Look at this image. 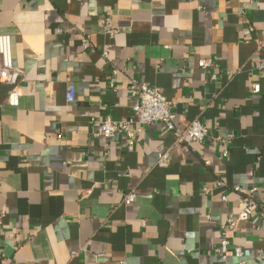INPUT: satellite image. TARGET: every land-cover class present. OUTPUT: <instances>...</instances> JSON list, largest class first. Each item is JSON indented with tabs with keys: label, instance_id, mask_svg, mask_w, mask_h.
Here are the masks:
<instances>
[{
	"label": "crops",
	"instance_id": "0c3cea01",
	"mask_svg": "<svg viewBox=\"0 0 264 264\" xmlns=\"http://www.w3.org/2000/svg\"><path fill=\"white\" fill-rule=\"evenodd\" d=\"M0 34L22 76L15 106L0 80V264H264V0H0ZM132 81L177 127L198 119L203 143L183 149L162 123L131 149L94 136L131 116ZM252 188L255 210L229 224Z\"/></svg>",
	"mask_w": 264,
	"mask_h": 264
},
{
	"label": "built area",
	"instance_id": "2783aa9c",
	"mask_svg": "<svg viewBox=\"0 0 264 264\" xmlns=\"http://www.w3.org/2000/svg\"><path fill=\"white\" fill-rule=\"evenodd\" d=\"M103 28L108 34H113L117 31L113 28L109 19L104 21ZM72 29L75 30V27H72ZM81 45L83 49L91 47V42L87 34L82 37ZM103 55L105 56V53ZM198 66L206 69L211 66V61L205 59L199 60ZM0 80L9 86L7 102L10 105H17L19 102V89L22 76L14 66L11 39L7 34H0ZM129 91L133 97L137 98V103L131 108V116L128 119L122 120L114 118L111 115H106L96 124L93 131L94 136L108 139L113 137L116 133L124 134L128 140L127 147L131 149L136 134L141 132L145 126L153 123H162L166 130L173 135L177 146L183 149H188L195 143H203L204 138L208 134L205 126L198 119H194L185 127H177L174 124L175 114L173 112V103L168 101L157 88L132 81L129 86ZM258 91L259 85L254 84L253 92L257 93ZM65 98L67 102L73 101L74 89L72 86H68ZM226 154V151L223 152L224 156H226ZM168 163L169 153L160 152L157 158V165L166 166ZM217 185H222V182L218 181ZM255 190V188H252L247 192L246 196L241 199L237 214L234 218H229V224L244 221L250 217L256 208V202L252 198V194ZM134 199L135 191H130L123 196V202L125 204L133 202ZM223 199H225V197H223ZM228 245V231L222 227L219 246L216 248L215 252L225 256L228 251ZM233 255L237 259H241L243 255L242 250L238 247L234 248ZM259 255L261 259H264V253H260ZM96 259H103V256L97 254ZM121 264H124V262H121ZM239 264H242V261H240Z\"/></svg>",
	"mask_w": 264,
	"mask_h": 264
}]
</instances>
